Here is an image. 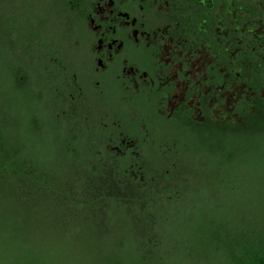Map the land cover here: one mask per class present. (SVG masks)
<instances>
[{"label": "rangeland", "instance_id": "374dc122", "mask_svg": "<svg viewBox=\"0 0 264 264\" xmlns=\"http://www.w3.org/2000/svg\"><path fill=\"white\" fill-rule=\"evenodd\" d=\"M61 3L62 0H0V153L16 158L20 167H30L29 175L56 180L51 186L28 180L20 184L11 173L0 179V264H113L116 259L137 264L140 257L148 259L153 254L166 264H230L229 252L235 245L237 231L246 230L264 213V141L247 149L245 145H238L237 149L227 147L229 152L239 151L235 153L236 163L230 166L195 147L196 143L191 146L187 133L158 121L162 128H157V124L151 128L152 142L144 145L143 157L141 145V155L135 154L129 160L135 167L125 170V178L134 187L98 190L92 198L86 197L80 183L85 172H78L65 156L66 137L62 139V132L56 129L61 124L58 120L74 126L73 129L82 127L74 134L89 142L97 156L104 153H100V144L93 141L94 137L118 130H112L115 119L108 115L98 119L97 125L82 126L83 116L91 112L97 116L90 109H103L106 102L96 100L92 90L87 35L82 26L74 29L70 12ZM250 32L260 37V30ZM200 57L188 69L191 79L198 82L202 80L200 73L214 61L206 49H201ZM17 67L24 75L15 72ZM25 81L34 88L33 94L42 90L52 92L54 101L46 99V104L54 109V117L42 120L49 128L42 130L43 134L31 132L34 114L29 97H24L29 95L14 89ZM78 82L83 84L87 99L74 110L72 100L78 97L74 85ZM183 87L180 85L181 92ZM220 91L225 102L214 110L215 118L238 124L239 119L231 115L234 103L241 95H250L249 88L236 81L230 92ZM181 99L182 94L177 91L168 112ZM110 101L113 107L129 108ZM62 114L65 118L60 119ZM193 115L201 118L197 108ZM144 127L134 128L126 121L122 130L135 133L138 140L146 137L141 132ZM173 137L181 140H177L175 148H161ZM109 142L108 151L115 153L116 162L111 166L115 172L121 153L113 146L125 145V141ZM255 146L261 154L254 152ZM79 152V159L87 154L84 147ZM99 159L94 166L97 171L106 162L103 157ZM139 164L146 166V170L138 169ZM147 184L148 188L154 187L158 203L150 206L149 214L137 216L134 212L140 211L128 197L138 198ZM62 188L69 191L70 198L59 196ZM184 188L188 191L181 193ZM108 193L118 198L109 202V210L103 213V207L98 208L102 204L99 199ZM90 198L95 200L91 201L93 205L100 204L94 210L85 204ZM81 203L83 207L77 205ZM220 240L224 247L218 246Z\"/></svg>", "mask_w": 264, "mask_h": 264}, {"label": "flooded vegetation", "instance_id": "af4514ba", "mask_svg": "<svg viewBox=\"0 0 264 264\" xmlns=\"http://www.w3.org/2000/svg\"><path fill=\"white\" fill-rule=\"evenodd\" d=\"M60 5L70 12L74 29L82 26L87 35L92 90L96 100L106 102L103 109H90L97 116L91 112L83 121L105 115L115 119L116 137L125 141V145L113 146L120 157L139 156L141 145L143 157L144 145L152 142L151 128L156 124L162 128L158 121L187 133L192 146L197 129L208 133L214 125L243 126L245 118L255 112L257 100L264 101V0H62ZM250 30H260V37ZM201 49L214 61L200 73L198 82L191 79L188 69ZM236 81L246 83L250 91L234 103L231 115L239 119L238 124L214 116V110L225 102L220 89L228 93ZM74 86L76 110L87 96L82 83ZM177 91L182 99L168 112ZM110 100L129 108L113 107ZM194 108L201 118L193 115ZM126 121L134 128L144 125L141 132L146 137L127 136L122 130ZM177 140L173 137L161 148L172 150Z\"/></svg>", "mask_w": 264, "mask_h": 264}, {"label": "trees", "instance_id": "16d2710c", "mask_svg": "<svg viewBox=\"0 0 264 264\" xmlns=\"http://www.w3.org/2000/svg\"><path fill=\"white\" fill-rule=\"evenodd\" d=\"M18 75H24L20 68L17 67L15 70ZM15 76V74H14ZM18 85V84H17ZM31 85H29L28 81H25L21 83L19 86H16L14 89L22 94H26L29 96L28 101L33 109L32 114L34 116L32 117L31 123L34 126L33 130L31 132L33 134H43L42 130L49 129L46 125V123H43L42 120L52 118V109L50 105L46 104V99L52 100L51 91H38L36 94H33V91L35 92L34 88L30 89ZM58 93H61L60 88L57 89ZM56 92V93H57ZM57 93V94H58ZM27 100V99H26ZM51 103V102H50ZM256 110L251 115L247 116L245 118V122L243 126L240 127H222L221 125H214L211 126L208 133H205V129H197L195 131V135L192 139V145L195 143V147H199L198 149H201L205 152H209L211 156H213L215 159L219 157L220 163H227L230 166L236 163V155L239 154V151H236L235 153L229 152L227 147H233L234 149H237V146L242 145V147L245 145V148H249L251 145L260 143V141H264V101L257 100L256 102ZM119 105H121L119 103ZM121 108V106H120ZM124 107H122L123 109ZM51 109V110H50ZM63 115V114H62ZM61 115V116H62ZM41 116V117H39ZM60 116V119L65 118V115L63 117ZM43 117V118H42ZM54 117V116H53ZM40 120V121H39ZM59 125L58 128L62 133L60 136H63V138L66 137V140H64V151L65 156L70 159L73 163L70 164L75 169H78V172H85L83 174V180L80 179V183H83L82 186L85 188L83 191L86 194V197H91L92 194H96L98 190H115V188L125 189L130 188L128 185L133 186V183L128 180L127 174L125 170L129 169V166H131V163L129 160L133 156H123L120 157V165H118V169L114 172V168L111 167L116 161L115 153H110L108 151V144L109 141L116 142L118 138L116 137L118 133H111L106 135V133H100V137H94V142L100 144L99 148H101L100 153L102 156H97L94 152V150L91 148L90 143L86 140L82 139L78 135H75L74 133L76 130L82 129L80 128H71L74 126H71L69 124H65L61 120H58ZM86 124L90 125H97L98 120L93 119H87ZM85 122L82 121V126L85 128V125L83 124ZM109 131L110 124H108ZM113 131L115 129H112ZM116 131V130H115ZM70 132V134H69ZM127 133V132H126ZM114 134V135H113ZM69 135V136H68ZM127 136H130L131 138H135L136 135L132 133H127ZM115 136V138L113 137ZM1 139L2 134H0V145H1ZM191 142V140H189ZM245 143V144H244ZM85 144V145H84ZM110 146V145H109ZM83 147L86 148L87 154L82 158H80V152L79 150H83ZM2 147L0 146V150ZM257 154H261L260 149L255 146L254 149ZM199 151V150H198ZM99 157L105 158L106 162L104 164L105 167H101L98 171L95 170L98 167H94L97 165V162L100 160ZM16 158L11 157L7 154L0 153V179L3 178V175L6 173H11L13 176H16V179H18L19 183L22 184L25 181H32L34 183L39 184H49L48 186H51L56 182V180L50 177H43L40 178L36 174L29 175L27 173L28 170H30V167L21 165V167L15 163ZM120 166V167H119ZM140 166V164H139ZM142 166V165H141ZM84 167L87 169L84 171ZM145 167L144 169H146ZM119 170V171H118ZM113 171V172H112ZM119 176H118V175ZM146 174V172H145ZM121 175V176H120ZM118 176V177H117ZM63 190H60L59 196L64 198H70L69 197V191L65 188H62ZM154 187L151 186L148 188V184L143 187L141 190V195L136 197H128V200L133 203V207H136L139 209L140 214L137 212H134L137 214V216L141 215H147L150 212V206L153 204H157L159 196L154 194ZM182 191H188L187 188L181 189ZM111 193H108L107 196H105L102 199H99V201L102 200V204L99 206L98 203L94 204V199H89V201L86 199L85 204L89 205L90 209L94 210L95 207H103L104 210L102 212L107 213L109 210V202H115V200L118 197H115L114 195H109ZM85 197V198H86ZM179 198V197H178ZM97 199V198H96ZM92 201V202H91ZM80 207L84 206V203L77 204ZM86 205V206H87ZM129 205V204H128ZM124 206V205H119ZM127 206V205H125ZM89 209V210H90ZM220 209V207H219ZM142 210V211H141ZM91 213H93L91 211ZM155 215L154 213H152ZM134 216V215H132ZM153 222V221H152ZM240 228L237 231L236 236V242L233 246L232 251H230L229 256V262L230 264H264V213L261 218H257L254 220V224L247 227L246 230H241ZM219 247H224L223 242L220 240ZM227 256L226 254H223ZM113 264H125L124 261L115 260L112 261ZM137 264H166L164 260L160 258H155V255L149 257L148 259L141 258L140 261Z\"/></svg>", "mask_w": 264, "mask_h": 264}]
</instances>
